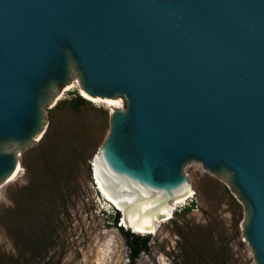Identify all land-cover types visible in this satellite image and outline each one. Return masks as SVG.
<instances>
[{"label":"water","instance_id":"obj_1","mask_svg":"<svg viewBox=\"0 0 264 264\" xmlns=\"http://www.w3.org/2000/svg\"><path fill=\"white\" fill-rule=\"evenodd\" d=\"M76 76L124 98L96 161L128 214L165 216L201 162L245 204L264 264V0H0V182Z\"/></svg>","mask_w":264,"mask_h":264},{"label":"rangeland","instance_id":"obj_2","mask_svg":"<svg viewBox=\"0 0 264 264\" xmlns=\"http://www.w3.org/2000/svg\"><path fill=\"white\" fill-rule=\"evenodd\" d=\"M65 89L47 104L41 136L19 152L22 170L0 182V264H99L104 252L101 264H258L244 236L245 204L229 181L196 161L184 167L193 196L157 233L141 234L150 236L149 249L132 263L114 223L118 209L94 178L112 106ZM79 94L89 102L75 109ZM122 224L123 214L117 225L134 232Z\"/></svg>","mask_w":264,"mask_h":264},{"label":"bare ground","instance_id":"obj_3","mask_svg":"<svg viewBox=\"0 0 264 264\" xmlns=\"http://www.w3.org/2000/svg\"><path fill=\"white\" fill-rule=\"evenodd\" d=\"M75 87H77L79 89V91L81 92V94L83 96L90 97V95H88L84 91V89L80 86L79 80H75V79H73L68 84V86L66 87V89L62 93H65L68 90H71L72 88H75ZM97 100H102V99H97ZM104 101L112 106L111 110H114L115 108H119L123 105V102L121 99L116 100L115 98H106ZM96 160H97V157L95 158V163H94V166H95L94 178L96 180L97 189H98L99 193L104 195V198L107 201L109 206H113L115 208H119L122 210V212H123V223H124L123 225H125V227L130 228L132 231H134L136 233H139V234H150V233L155 234V233H157L161 222L168 220L173 215V212L176 209V206L182 202L187 201L194 194L193 187L190 184L191 187L189 188L188 191L180 193L176 199H174L170 202L169 209L166 212L165 216L154 219V220L149 221V222L135 219L128 214L126 205L123 202V200L120 198V196L113 190V188L110 185H108L101 178ZM21 170H22V165L19 163L15 172L10 176V178H11L10 181L13 180L19 174V172ZM106 254L107 253L104 252L103 255H101L99 257V264L103 263L102 260H104L106 258Z\"/></svg>","mask_w":264,"mask_h":264},{"label":"trees","instance_id":"obj_4","mask_svg":"<svg viewBox=\"0 0 264 264\" xmlns=\"http://www.w3.org/2000/svg\"><path fill=\"white\" fill-rule=\"evenodd\" d=\"M87 102L89 101L79 94L77 98L73 99L72 105L75 109H80L81 105ZM64 199L66 198L65 197L60 198V200H64ZM64 202H66V200ZM120 217H121V212L116 210V214L114 216V223L116 224L118 229L125 235L127 243H128L129 255H130L132 263H134V261L137 258H139L140 254L143 251H146L149 249L150 236H145L141 234H136L134 232L126 231L121 225L118 226L117 223Z\"/></svg>","mask_w":264,"mask_h":264},{"label":"clouds","instance_id":"obj_5","mask_svg":"<svg viewBox=\"0 0 264 264\" xmlns=\"http://www.w3.org/2000/svg\"><path fill=\"white\" fill-rule=\"evenodd\" d=\"M104 209H106V208H104ZM123 225V224H122ZM139 234V233H138ZM151 234V233H150Z\"/></svg>","mask_w":264,"mask_h":264}]
</instances>
